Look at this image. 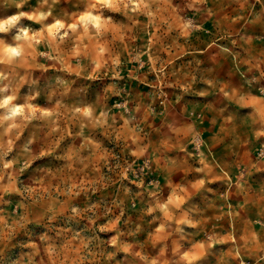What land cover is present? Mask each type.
<instances>
[{
    "label": "rangeland",
    "instance_id": "374dc122",
    "mask_svg": "<svg viewBox=\"0 0 264 264\" xmlns=\"http://www.w3.org/2000/svg\"><path fill=\"white\" fill-rule=\"evenodd\" d=\"M0 28V264H264V0H0Z\"/></svg>",
    "mask_w": 264,
    "mask_h": 264
},
{
    "label": "clouds",
    "instance_id": "9594fccd",
    "mask_svg": "<svg viewBox=\"0 0 264 264\" xmlns=\"http://www.w3.org/2000/svg\"><path fill=\"white\" fill-rule=\"evenodd\" d=\"M16 19V17H13V20H15ZM8 23H12V21H8ZM0 30H3L2 28H0ZM9 103V101L8 100H5V101H3L2 103H0V107H3L4 105H6V104H8Z\"/></svg>",
    "mask_w": 264,
    "mask_h": 264
}]
</instances>
